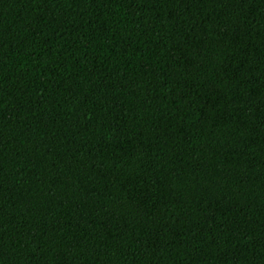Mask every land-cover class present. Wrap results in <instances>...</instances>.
Listing matches in <instances>:
<instances>
[{"label":"trees","instance_id":"obj_1","mask_svg":"<svg viewBox=\"0 0 264 264\" xmlns=\"http://www.w3.org/2000/svg\"><path fill=\"white\" fill-rule=\"evenodd\" d=\"M0 264H264V0H0Z\"/></svg>","mask_w":264,"mask_h":264}]
</instances>
